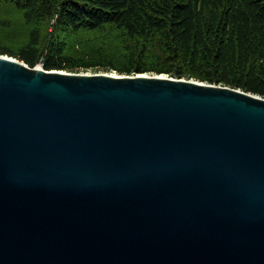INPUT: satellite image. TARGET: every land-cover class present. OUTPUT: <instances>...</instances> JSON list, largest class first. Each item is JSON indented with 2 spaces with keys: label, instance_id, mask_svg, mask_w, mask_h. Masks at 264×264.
Returning <instances> with one entry per match:
<instances>
[{
  "label": "water",
  "instance_id": "water-1",
  "mask_svg": "<svg viewBox=\"0 0 264 264\" xmlns=\"http://www.w3.org/2000/svg\"><path fill=\"white\" fill-rule=\"evenodd\" d=\"M0 264H264V96L0 53Z\"/></svg>",
  "mask_w": 264,
  "mask_h": 264
},
{
  "label": "trees",
  "instance_id": "trees-1",
  "mask_svg": "<svg viewBox=\"0 0 264 264\" xmlns=\"http://www.w3.org/2000/svg\"><path fill=\"white\" fill-rule=\"evenodd\" d=\"M0 53L168 73L264 96V0H0Z\"/></svg>",
  "mask_w": 264,
  "mask_h": 264
},
{
  "label": "rangeland",
  "instance_id": "rangeland-1",
  "mask_svg": "<svg viewBox=\"0 0 264 264\" xmlns=\"http://www.w3.org/2000/svg\"><path fill=\"white\" fill-rule=\"evenodd\" d=\"M37 66H43L42 64H39ZM44 67V66H43ZM59 70H63V71H67V72H88V73H96V72H103V71H109V72H116V73H122L118 70L112 69V70H107L106 68H104L103 66H96V67H90V68H86V67H79L77 69H75V71H70L68 69H59ZM148 73H154L153 71H147Z\"/></svg>",
  "mask_w": 264,
  "mask_h": 264
}]
</instances>
